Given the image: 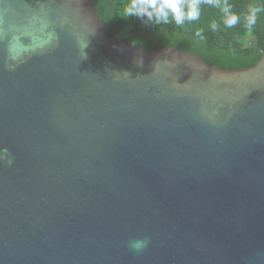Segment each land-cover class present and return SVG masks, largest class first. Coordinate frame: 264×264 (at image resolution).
<instances>
[{"label": "water", "instance_id": "obj_1", "mask_svg": "<svg viewBox=\"0 0 264 264\" xmlns=\"http://www.w3.org/2000/svg\"><path fill=\"white\" fill-rule=\"evenodd\" d=\"M107 30L92 0H0V264H264V53Z\"/></svg>", "mask_w": 264, "mask_h": 264}, {"label": "trees", "instance_id": "obj_2", "mask_svg": "<svg viewBox=\"0 0 264 264\" xmlns=\"http://www.w3.org/2000/svg\"><path fill=\"white\" fill-rule=\"evenodd\" d=\"M107 26L110 37L125 39L130 45L159 49L176 47L222 69H244L254 66L264 53V1L219 0L227 2L240 16V22L227 28L223 23L220 7L201 0L200 18L185 21L181 26L174 22L156 24L130 17L126 7L130 0H92ZM258 8L254 26L247 27L244 17L250 8ZM218 25L212 30L211 25ZM200 33V35H197Z\"/></svg>", "mask_w": 264, "mask_h": 264}, {"label": "clouds", "instance_id": "obj_3", "mask_svg": "<svg viewBox=\"0 0 264 264\" xmlns=\"http://www.w3.org/2000/svg\"><path fill=\"white\" fill-rule=\"evenodd\" d=\"M209 4H215L220 7L223 13V23L225 27L232 28L240 22V16L232 11L231 6L225 2L222 5L219 0H207ZM201 0H130L125 11L130 17H136L147 22L156 24H167L174 22L181 26L185 21H195L200 18ZM258 8H250L248 14L244 17L247 27L251 28L257 20ZM212 30H216L218 25L213 22ZM200 35V33H197ZM10 70H14L11 69ZM146 241L134 240L130 246L136 251L146 247Z\"/></svg>", "mask_w": 264, "mask_h": 264}]
</instances>
